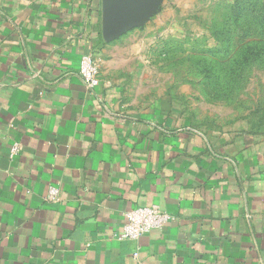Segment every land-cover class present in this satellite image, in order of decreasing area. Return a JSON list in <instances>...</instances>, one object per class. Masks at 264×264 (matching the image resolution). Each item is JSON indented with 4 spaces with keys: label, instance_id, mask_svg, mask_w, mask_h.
<instances>
[{
    "label": "crops",
    "instance_id": "1",
    "mask_svg": "<svg viewBox=\"0 0 264 264\" xmlns=\"http://www.w3.org/2000/svg\"><path fill=\"white\" fill-rule=\"evenodd\" d=\"M156 15L106 43L101 0H0V264H264V132L185 115ZM140 206L171 220L120 240Z\"/></svg>",
    "mask_w": 264,
    "mask_h": 264
},
{
    "label": "rangeland",
    "instance_id": "2",
    "mask_svg": "<svg viewBox=\"0 0 264 264\" xmlns=\"http://www.w3.org/2000/svg\"><path fill=\"white\" fill-rule=\"evenodd\" d=\"M160 80L185 115L212 131L250 119L264 132V0H161Z\"/></svg>",
    "mask_w": 264,
    "mask_h": 264
},
{
    "label": "built area",
    "instance_id": "3",
    "mask_svg": "<svg viewBox=\"0 0 264 264\" xmlns=\"http://www.w3.org/2000/svg\"><path fill=\"white\" fill-rule=\"evenodd\" d=\"M78 77L84 86L92 91L99 86V75L96 64L90 55H83L78 64ZM19 145L14 143L9 151L10 159L19 153ZM56 190L51 189L49 197L53 200ZM171 220V216L158 206L136 207L124 214V223L119 239L135 241L152 231L161 230Z\"/></svg>",
    "mask_w": 264,
    "mask_h": 264
},
{
    "label": "water",
    "instance_id": "4",
    "mask_svg": "<svg viewBox=\"0 0 264 264\" xmlns=\"http://www.w3.org/2000/svg\"><path fill=\"white\" fill-rule=\"evenodd\" d=\"M161 0H101V35L104 42L117 40L141 28L157 14Z\"/></svg>",
    "mask_w": 264,
    "mask_h": 264
}]
</instances>
